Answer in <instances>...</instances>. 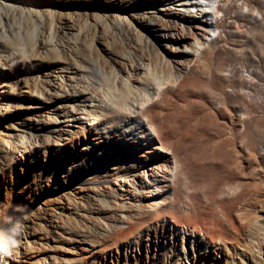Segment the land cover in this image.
<instances>
[{"label": "bare ground", "instance_id": "bare-ground-1", "mask_svg": "<svg viewBox=\"0 0 264 264\" xmlns=\"http://www.w3.org/2000/svg\"><path fill=\"white\" fill-rule=\"evenodd\" d=\"M207 262L264 264V0H0V264Z\"/></svg>", "mask_w": 264, "mask_h": 264}, {"label": "rangeland", "instance_id": "rangeland-1", "mask_svg": "<svg viewBox=\"0 0 264 264\" xmlns=\"http://www.w3.org/2000/svg\"><path fill=\"white\" fill-rule=\"evenodd\" d=\"M192 258V257H191ZM191 261V260H190ZM207 264H209V262H207Z\"/></svg>", "mask_w": 264, "mask_h": 264}]
</instances>
